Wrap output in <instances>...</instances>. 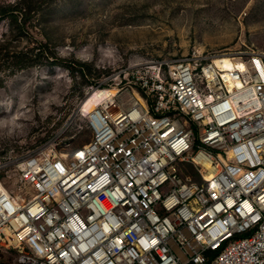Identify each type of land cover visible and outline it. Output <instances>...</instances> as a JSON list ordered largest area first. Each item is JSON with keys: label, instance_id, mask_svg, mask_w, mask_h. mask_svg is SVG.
I'll return each mask as SVG.
<instances>
[{"label": "built area", "instance_id": "1", "mask_svg": "<svg viewBox=\"0 0 264 264\" xmlns=\"http://www.w3.org/2000/svg\"><path fill=\"white\" fill-rule=\"evenodd\" d=\"M106 87L78 108L88 141L0 172V264H264V52L193 48Z\"/></svg>", "mask_w": 264, "mask_h": 264}, {"label": "rangeland", "instance_id": "2", "mask_svg": "<svg viewBox=\"0 0 264 264\" xmlns=\"http://www.w3.org/2000/svg\"><path fill=\"white\" fill-rule=\"evenodd\" d=\"M31 2L28 18L0 16L1 174L24 154L88 141L78 108L111 74L193 48L264 52V0Z\"/></svg>", "mask_w": 264, "mask_h": 264}, {"label": "bare ground", "instance_id": "3", "mask_svg": "<svg viewBox=\"0 0 264 264\" xmlns=\"http://www.w3.org/2000/svg\"><path fill=\"white\" fill-rule=\"evenodd\" d=\"M246 11V10H245ZM228 67V60H225ZM117 95V90L114 87H108L104 89H97L91 92L81 105L83 113L91 111L101 100L112 98Z\"/></svg>", "mask_w": 264, "mask_h": 264}, {"label": "trees", "instance_id": "4", "mask_svg": "<svg viewBox=\"0 0 264 264\" xmlns=\"http://www.w3.org/2000/svg\"><path fill=\"white\" fill-rule=\"evenodd\" d=\"M22 2H23V6L20 4H17L15 6H7L6 8H1L0 16L8 15L10 17V19H12V22L17 20L19 14H22L25 18H28L30 13L33 11V6L31 5L32 2H31V0H22ZM46 57H47L46 59H48V56H46ZM16 58L17 57H15V59ZM19 61H23V60H19ZM19 61L15 62V63L17 65L19 63H21L20 66L27 65V64H23V62H19ZM47 62H48V60H47ZM28 63H32V62H28Z\"/></svg>", "mask_w": 264, "mask_h": 264}]
</instances>
